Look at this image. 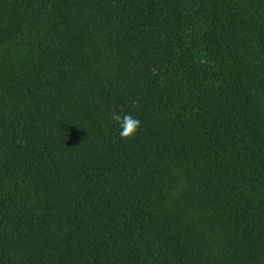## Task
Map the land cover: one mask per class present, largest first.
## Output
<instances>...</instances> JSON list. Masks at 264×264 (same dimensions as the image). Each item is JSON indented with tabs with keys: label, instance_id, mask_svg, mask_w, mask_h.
Returning a JSON list of instances; mask_svg holds the SVG:
<instances>
[{
	"label": "trees",
	"instance_id": "obj_1",
	"mask_svg": "<svg viewBox=\"0 0 264 264\" xmlns=\"http://www.w3.org/2000/svg\"><path fill=\"white\" fill-rule=\"evenodd\" d=\"M0 264H264V0H0Z\"/></svg>",
	"mask_w": 264,
	"mask_h": 264
},
{
	"label": "clouds",
	"instance_id": "obj_2",
	"mask_svg": "<svg viewBox=\"0 0 264 264\" xmlns=\"http://www.w3.org/2000/svg\"><path fill=\"white\" fill-rule=\"evenodd\" d=\"M112 119L119 125V136L125 140L133 138L141 126V121L131 114L114 113Z\"/></svg>",
	"mask_w": 264,
	"mask_h": 264
}]
</instances>
